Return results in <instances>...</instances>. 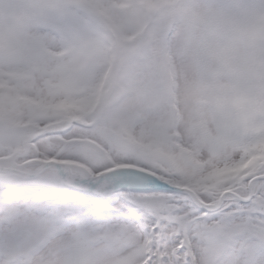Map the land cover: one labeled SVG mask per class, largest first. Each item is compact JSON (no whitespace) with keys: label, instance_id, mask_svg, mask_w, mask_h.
<instances>
[{"label":"snow or ice","instance_id":"6c2138e0","mask_svg":"<svg viewBox=\"0 0 264 264\" xmlns=\"http://www.w3.org/2000/svg\"><path fill=\"white\" fill-rule=\"evenodd\" d=\"M155 2L74 0L0 52V264H264V160L217 178L264 147V97L245 90L239 118L205 134L146 135L175 123L153 79L168 30ZM81 92L91 114L57 121Z\"/></svg>","mask_w":264,"mask_h":264},{"label":"clouds","instance_id":"9594fccd","mask_svg":"<svg viewBox=\"0 0 264 264\" xmlns=\"http://www.w3.org/2000/svg\"><path fill=\"white\" fill-rule=\"evenodd\" d=\"M237 3L248 7L226 8ZM73 4L74 0H0V52L25 45L47 31L53 19H68L65 13ZM152 11L168 22L162 45L166 51L158 58L153 79L163 92L160 114L175 123L146 135L187 139L205 134L215 127L213 120L239 118L245 90L264 97V0H156ZM95 104L88 92H81L58 101L53 115L57 121H83ZM251 119L264 125V107H253ZM130 129L139 136L145 126L132 121ZM261 160L264 147L257 146L254 158L245 161L248 168L217 178L246 174ZM241 161L237 154L231 167H239ZM73 243L69 236L68 244Z\"/></svg>","mask_w":264,"mask_h":264}]
</instances>
